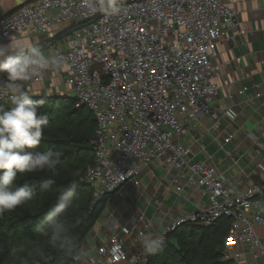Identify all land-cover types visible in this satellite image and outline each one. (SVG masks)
I'll use <instances>...</instances> for the list:
<instances>
[{"label": "built area", "instance_id": "2783aa9c", "mask_svg": "<svg viewBox=\"0 0 264 264\" xmlns=\"http://www.w3.org/2000/svg\"><path fill=\"white\" fill-rule=\"evenodd\" d=\"M97 2L104 8L115 4L122 11L92 12L85 0H35L0 18V44L47 35L55 26H72L62 43L48 48L62 51L63 66L23 84L31 94V86L63 71L77 108L87 107L97 118L95 163L82 179L94 190L93 204L119 189L131 195L141 184L139 177L147 172L155 176L162 166L176 182L177 193L193 190L208 204L175 217L154 236L165 243L169 234L185 225L209 228L226 218L232 228L224 260H243L247 254L239 247L249 244L250 258L264 264V237L259 234V230L264 234V184L234 193L216 165L195 161L194 145L182 142L190 133V121L206 117L217 123L221 118L216 106L220 87L214 82L220 67L212 61L218 42L240 26L233 5L219 0ZM5 80L6 74H0V104L11 106ZM248 91L245 87L240 95ZM255 97L262 98L260 93ZM250 138L258 140L254 134ZM233 139V134L226 135L224 144ZM149 226L139 232L140 246V234ZM110 231L95 260L86 262L80 253L73 264L150 263L153 254L142 247L135 254L129 252L118 224Z\"/></svg>", "mask_w": 264, "mask_h": 264}, {"label": "crops", "instance_id": "0c3cea01", "mask_svg": "<svg viewBox=\"0 0 264 264\" xmlns=\"http://www.w3.org/2000/svg\"><path fill=\"white\" fill-rule=\"evenodd\" d=\"M33 1L0 0V18ZM219 1L233 5L240 23L238 29L229 31L227 38L218 42V54L212 61L214 66L220 67L214 82L220 87L216 106L221 118L217 123L206 117L190 121V133L182 142L194 145L195 161L216 165L227 187L241 195L250 185L264 184V0ZM71 28L67 24L55 26L47 35L20 39L46 51L51 45L62 43ZM50 42L53 43L48 46ZM64 78L63 71L51 74L31 86L30 95L51 96L56 88L58 95L73 97L72 89L65 84ZM245 87L249 91L240 95ZM256 93H260L262 98L255 97ZM230 133L234 139L225 145L224 139ZM250 134L256 135L258 140H252ZM160 168L163 167L158 168L155 176L147 172L139 177L141 184L131 195L119 189L109 197L102 217L81 247V255L86 262L97 258L100 246L112 234L110 229L115 224L121 227L120 235L129 252L135 254L142 247L139 232L145 226L150 225V230L145 233L155 235L175 217L207 206L208 201L193 190L186 188L177 193L176 182L166 176L164 168L161 173ZM259 234L264 237L260 230ZM239 250L247 256L235 261L236 264H263L250 258L249 244L240 246Z\"/></svg>", "mask_w": 264, "mask_h": 264}, {"label": "trees", "instance_id": "16d2710c", "mask_svg": "<svg viewBox=\"0 0 264 264\" xmlns=\"http://www.w3.org/2000/svg\"><path fill=\"white\" fill-rule=\"evenodd\" d=\"M31 97L43 101L39 110L49 118L36 151L59 150L62 156L57 166L56 183L46 191L40 188V181L49 174L18 175L15 183L21 187L31 186L35 195L25 205L0 215V264H23V253L18 251L22 247L21 241L37 238L36 225L55 204L62 188L76 180L78 187L68 215L76 248L71 254L49 248L47 257L41 261V264H73L75 257L81 253L83 243L102 217L109 197L113 195L93 204L94 190L88 183L82 182L95 163L94 139L98 121L87 107L77 108V102L71 96ZM10 107L0 104V108L5 110ZM231 228V221L226 218L217 220L209 228L185 225L169 234L164 246L151 256L149 264H236L235 261L224 260L225 240Z\"/></svg>", "mask_w": 264, "mask_h": 264}, {"label": "clouds", "instance_id": "9594fccd", "mask_svg": "<svg viewBox=\"0 0 264 264\" xmlns=\"http://www.w3.org/2000/svg\"><path fill=\"white\" fill-rule=\"evenodd\" d=\"M85 3L92 12L109 11L118 15L122 11L115 4L104 8L97 0H85ZM61 56L59 48L45 51L19 38L0 44V72L6 74L4 86L11 104L6 110L0 108V215L12 212L34 198L35 192L31 186L21 187L15 183L19 174H49L40 181V188L45 191L56 183L62 152L52 149L36 151L49 118L39 110L43 101L32 99L23 82L32 80L45 70H59L63 66ZM77 187L76 180L66 184L55 204L36 225L37 238L21 241L22 247L18 251L23 253V264H41L49 248L73 253L76 241L68 223V215ZM140 235L142 249L147 254H154L164 246L161 236L151 233Z\"/></svg>", "mask_w": 264, "mask_h": 264}, {"label": "rangeland", "instance_id": "374dc122", "mask_svg": "<svg viewBox=\"0 0 264 264\" xmlns=\"http://www.w3.org/2000/svg\"><path fill=\"white\" fill-rule=\"evenodd\" d=\"M62 90H64V89L62 88ZM58 93H59V92H58V90H57L56 88H55L54 91L52 92V94H54V95H58ZM64 96H68V95H64ZM160 169H161L160 172L162 173V172H163V168H160ZM121 194H122V192H121ZM122 195H124V194H122ZM122 264H126V263H122Z\"/></svg>", "mask_w": 264, "mask_h": 264}, {"label": "water", "instance_id": "95a60500", "mask_svg": "<svg viewBox=\"0 0 264 264\" xmlns=\"http://www.w3.org/2000/svg\"><path fill=\"white\" fill-rule=\"evenodd\" d=\"M94 140H95V142H98L99 141V137L96 136Z\"/></svg>", "mask_w": 264, "mask_h": 264}]
</instances>
